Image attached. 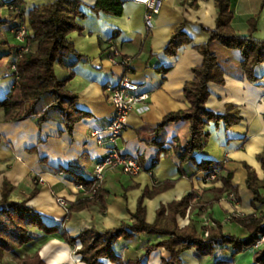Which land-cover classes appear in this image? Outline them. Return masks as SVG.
Wrapping results in <instances>:
<instances>
[{
	"label": "crops",
	"instance_id": "obj_1",
	"mask_svg": "<svg viewBox=\"0 0 264 264\" xmlns=\"http://www.w3.org/2000/svg\"><path fill=\"white\" fill-rule=\"evenodd\" d=\"M7 1L0 0V56L7 55L0 58V100L8 97L17 78L13 63L15 53L23 42L16 38V27L24 23L25 19L28 23L29 13L34 7L55 0H24L23 18L3 4ZM80 1L90 7L97 2ZM231 5L236 31L242 35L249 34L250 22L255 20V37L264 40V0H231ZM86 11L87 17L80 20L84 30L69 35L70 41L85 59L76 66H72L75 57L64 63L56 62L55 70L60 79L70 78V89L79 95V108L90 113V116L76 123L73 132H70L60 121H47L41 127L33 118L7 122L4 108L0 107V199L5 180L16 187L12 194L15 200L27 199L38 187L39 193L29 200V205L42 214L49 226H58L60 231L66 230L71 236H77L87 227L106 230L119 226L123 220H131L140 198L146 191H153L156 183L171 181L174 184L155 196H145L143 204L149 223L154 222L162 204L180 200L193 191L202 194L206 189L223 186L221 181L214 182L215 178L208 176L206 171L197 172L193 163L186 165L193 177L181 176L180 160L174 153V146L184 145L189 140V121L171 123L166 127L163 149L155 143V140L161 139L156 128L165 116L191 107L184 86L194 78V68L203 63V56L194 46L209 40L210 34L205 28H216V1L164 0L162 11L155 18V25L151 29L146 24V6L134 0L124 4L121 16L96 13L89 7H86ZM184 22L192 43L182 46L177 55L170 56L166 48L174 32ZM214 48L225 71V83L209 84L207 107L223 115L230 105L235 106L243 120L229 128L225 121L210 122L206 127L210 133L208 144L197 155V160L221 163L219 176L235 171L233 183L239 188V201L234 203L230 198L223 199L204 213H196L194 218L219 220L224 224L226 233L246 238L248 230L232 221L231 217L264 214L263 203L253 206L251 202L252 194L246 188L248 172L244 166V163H248L256 169L259 178L264 179V169L258 159L264 150V62L255 69L257 79L251 81L242 66L240 50L229 49L218 42L214 43ZM115 50L131 58V71L126 72L122 65L112 62L111 55ZM126 76L151 94L149 103L132 112L129 126L119 142V148L124 153L138 156L143 170L138 175L127 173L121 168L109 170L102 187L108 193L106 210L102 211L99 205H92L74 211L66 218L68 210L60 204V199L72 205L85 198L80 188L82 179L95 178L96 163L111 146L108 143L99 145L93 137V131L106 129L111 123L114 106L108 100L107 90ZM35 147L37 151H32ZM89 197H93V194ZM201 197L209 201L213 195ZM36 232V238L18 249L17 254L25 257L40 252L43 255L51 247L48 238L59 236L64 240L60 232ZM41 240L45 241L39 243ZM26 246L36 249L32 253L25 252ZM81 246L78 241L76 248ZM262 246L264 242L238 255L231 264H252L255 252ZM191 252L199 264H216L217 260L231 257V251L226 247L218 248L215 257L202 256L194 249ZM16 253L6 252L3 264H10L6 263L8 254H12L13 264H16ZM135 253H131V249L121 251L124 257L135 256ZM80 260L79 264L83 263ZM104 262L112 264L108 260ZM159 262L160 255L154 257L150 264Z\"/></svg>",
	"mask_w": 264,
	"mask_h": 264
},
{
	"label": "trees",
	"instance_id": "obj_2",
	"mask_svg": "<svg viewBox=\"0 0 264 264\" xmlns=\"http://www.w3.org/2000/svg\"><path fill=\"white\" fill-rule=\"evenodd\" d=\"M127 1L97 0L96 4L90 7L80 0H55L34 7L29 13L28 23L25 19L24 23L16 27L17 31L27 24L32 33L15 53L13 64L17 78L14 87L6 99L0 100V107L5 111V121L14 122L33 118L40 127L47 121H60L65 124L68 131L73 132L76 123L90 116V113L79 108V95L70 89V78L58 77L55 64L64 63L75 57L72 66H76L85 59L70 41L69 35L84 30L80 20L88 15L86 7L96 13L104 12L121 16ZM215 1L218 9L216 28H205L210 34L209 40L194 46L203 56V63L194 68V78L187 81L184 86V93L191 107L166 115L156 128L161 139L155 140V143L163 149L166 127L171 123L189 121L191 129L189 140L184 145L174 146V153L180 160L181 176L193 177L186 168V165L193 163L197 167V172L206 171L208 176L217 172L214 182L221 181L223 186L206 189L202 194L193 191L180 200H174L168 205L162 204L157 210L154 222L149 223L147 209L143 204L145 196H155L174 184L171 181L156 183L153 191H146L140 198L138 209L132 214L131 220H123L119 226L106 230L94 226L87 227L77 236H71L66 230L60 231L58 226H49L42 214L29 205V200L39 193L38 187L27 199L15 200L12 199V194L16 187L9 180H5L0 199V264H3L6 252L16 253L24 245L31 243L36 238V231H43L46 234L60 232L72 247H76L80 241L82 246L77 250V254L85 264H105V260L112 264H150V261L159 255V264H185L182 255L188 250L194 249L202 256L215 257L220 247L230 249L231 257L217 260L216 264H231L238 255L259 245L264 236V214L252 213L231 217L232 221L248 230L246 238L226 233L224 224L219 220L214 219L217 227L205 226L202 232H199L193 219L185 226H181L179 221L180 216L185 217L188 212L196 209L200 214L204 213L223 199L239 201L237 196L239 188L233 183L235 171L231 170L227 175L219 176L221 163L213 160L201 162L197 160V155L208 144L210 133L206 131V127L210 122L225 121L229 128L243 120L235 106L230 105L223 115L207 107L210 98L209 84L225 83V71L220 64L214 43L218 42L229 49L241 51L242 66L251 81L257 79L255 69L264 62V40L255 37L257 22L251 20L247 36L239 34L233 25L234 13L231 0ZM3 4L17 12L20 18L24 17V0H9ZM191 43L192 38L187 33L184 22L174 32L166 53L175 56L182 46ZM113 55L114 52L111 57ZM4 56L7 55H1L0 58ZM32 151H37V148H33ZM258 159L264 169V150L258 155ZM244 166L248 172L246 188L252 194L253 206L257 203L264 204V179H260L256 169L248 163H244ZM81 185L85 198L69 205L66 218L72 212L92 205H99L102 211L107 208L108 193L103 188H97L96 177L82 179ZM90 194H93V197H89ZM201 195H213V198L207 201L202 199ZM136 239H140L141 244L138 242L133 247L126 244L127 241ZM124 249H131V253L137 254L124 257L121 254ZM16 262V264H49L40 252L25 257L17 254ZM252 264H264V246L257 249Z\"/></svg>",
	"mask_w": 264,
	"mask_h": 264
},
{
	"label": "built area",
	"instance_id": "obj_3",
	"mask_svg": "<svg viewBox=\"0 0 264 264\" xmlns=\"http://www.w3.org/2000/svg\"><path fill=\"white\" fill-rule=\"evenodd\" d=\"M143 3L146 6V24L148 28H153L155 18L161 13L164 0H134ZM32 33L31 28L26 24L21 29L15 32L16 38L21 42H26L28 35ZM116 65H122L126 72L131 71V58L124 57L119 50L114 51L111 58ZM15 68V65H14ZM108 100L114 106V115L111 123L106 129H95L93 137L101 146L107 143L111 144L102 155L95 166V177L97 179V188H102L107 172L111 169L121 168L125 172L132 175H138L142 172L143 167L138 156L124 153L119 148V142L129 126V120L132 112L139 106L149 103L151 94L148 91H143L141 86L132 81L127 76L122 78L120 82L107 90ZM217 172L211 175V178H216ZM80 188H83L80 185ZM236 203V201H234ZM60 204L69 210V203L60 199ZM260 242H264V236Z\"/></svg>",
	"mask_w": 264,
	"mask_h": 264
},
{
	"label": "bare ground",
	"instance_id": "obj_4",
	"mask_svg": "<svg viewBox=\"0 0 264 264\" xmlns=\"http://www.w3.org/2000/svg\"><path fill=\"white\" fill-rule=\"evenodd\" d=\"M165 197L166 199L169 198L168 196H165ZM43 241L45 240H41L39 243H42ZM47 241L50 242L49 244L51 245V247L49 248V250L47 248V250L44 251V258L48 260L50 264H58L60 263V258H62V256H64L65 254L69 255V249H70L69 245L66 244L65 241L61 239L59 236L50 237L48 238ZM53 246L55 247L54 249L52 248ZM35 249L36 247L26 246V248L23 251L32 253L35 251ZM183 256L187 264H199L198 260L195 258L191 250L186 251L183 254ZM73 258L77 260V262L80 260L79 255H75ZM6 263H10V264L14 263L12 259V254H8L6 256ZM107 264H110V263L107 262Z\"/></svg>",
	"mask_w": 264,
	"mask_h": 264
},
{
	"label": "rangeland",
	"instance_id": "obj_5",
	"mask_svg": "<svg viewBox=\"0 0 264 264\" xmlns=\"http://www.w3.org/2000/svg\"><path fill=\"white\" fill-rule=\"evenodd\" d=\"M198 211V210H197ZM197 211H193V212H189V214L187 215V217H182V216H180L179 217V221H180V224H181V226H185V225H187V224H189L190 223V221L193 219V220H195L196 221V224H197V228H198V230H199V232H202V229H203V227H205V226H209V227H212V226H214V227H217V225H216V223L212 220V219H210L209 217H205V218H203V217H200V219L199 218H194V216H195V214L196 213H199V211L197 212ZM191 214V215H190ZM199 215H200V213H199ZM184 223H187V224H185L184 225ZM65 240V239H64ZM66 241V240H65ZM139 242V244H141L140 243V239H136V240H133V241H130V242H126V244H130L132 247L133 246H135L137 243ZM67 243V242H66ZM69 245V244H68ZM69 247H70V249H69V255H64V256H62V258H60V264H79V262H77V260H75L73 257L75 256V254H77V250L79 249V248H76V247H72V246H70L69 245ZM52 248H55L54 246L52 247ZM81 248V247H80ZM41 254V253H40ZM42 255V254H41ZM44 255V254H43ZM42 255V256H43ZM78 255V254H77ZM183 256V255H182ZM183 258V257H182ZM59 264V263H58Z\"/></svg>",
	"mask_w": 264,
	"mask_h": 264
},
{
	"label": "water",
	"instance_id": "obj_6",
	"mask_svg": "<svg viewBox=\"0 0 264 264\" xmlns=\"http://www.w3.org/2000/svg\"><path fill=\"white\" fill-rule=\"evenodd\" d=\"M245 36H247L248 34L246 33V34H244Z\"/></svg>",
	"mask_w": 264,
	"mask_h": 264
}]
</instances>
